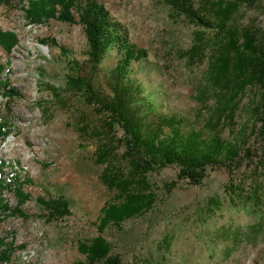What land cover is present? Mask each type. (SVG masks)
<instances>
[{"label":"rangeland","instance_id":"374dc122","mask_svg":"<svg viewBox=\"0 0 264 264\" xmlns=\"http://www.w3.org/2000/svg\"><path fill=\"white\" fill-rule=\"evenodd\" d=\"M97 1L127 28L133 42L148 51L143 61L133 64L131 75L163 112L193 119L203 102L214 103L224 85L212 82L208 74L216 48L214 29L172 17L161 0ZM218 1L210 0L206 7L217 11ZM237 18L264 32V0L242 7ZM0 27L19 37L11 52L0 46V62L8 67L12 88L0 90V121L9 122L7 131H0V164L5 163L6 171L20 167L22 177L31 180L23 186L31 196L21 205L23 214L0 213V264H72L85 259L77 241L98 233L95 222L100 209L114 195L101 181L104 165L95 161L96 145L85 143L78 131V108H89L77 98L61 106L47 87L63 90L65 86L68 69L59 46L70 49L69 58L82 59L86 36L79 23L56 18L30 23L20 7L6 5H0ZM42 38L56 44L47 45ZM199 38L209 44L206 57L191 62L185 51ZM115 63L113 52L102 65L108 70ZM254 95L249 88L240 94L224 136L246 129L245 147L255 156L242 159L232 170L225 166L209 169L201 185L179 179L175 165L153 173V207L125 221L121 229L110 226L105 231L124 261L264 264V167L256 164L262 140L251 110ZM172 180L177 185L168 191L165 185ZM47 193L66 195L72 213L47 221L36 203L37 196L47 197ZM3 198L11 209L17 205L11 188L4 190ZM166 236L169 249L162 245Z\"/></svg>","mask_w":264,"mask_h":264},{"label":"trees","instance_id":"16d2710c","mask_svg":"<svg viewBox=\"0 0 264 264\" xmlns=\"http://www.w3.org/2000/svg\"><path fill=\"white\" fill-rule=\"evenodd\" d=\"M161 1L169 6L172 17L216 31L213 40L216 48L208 74L212 82L224 85L214 103L208 106L203 102L193 119L163 112L154 98L146 94L142 84L132 77L133 64L143 61L148 51L131 40L127 28L99 1L0 0V5L20 7L30 23L51 18L79 23L86 36L87 48L82 59L69 58L70 49L59 46L68 69L65 86L63 90L49 84L47 87L61 106H68L71 99L77 98L89 108L77 107L78 131L85 143L96 145L95 161L104 165L101 181L114 195L100 209L95 222L98 233L77 241L85 259L72 264H131L114 252L105 231L110 226L121 229L125 221L153 207L156 200L153 173L175 165L179 168V179L201 185L209 169L225 166L232 170L241 165L242 159L255 156L245 147L248 143L246 129L231 137L224 136L226 122L234 116L240 94L248 88L255 92L251 110L259 123L258 135L262 140L256 164L264 167V32H260L256 24L243 25L237 18L242 7L253 5L254 0H219L217 11L206 7L210 0ZM41 42L56 44L53 39L42 38ZM18 43L17 33L0 27L3 49L11 52ZM208 47L209 44L199 38L185 55L191 62L204 60ZM113 52L116 63L106 70L102 63ZM7 71L8 67L0 62L2 91L12 89ZM8 123L0 121L1 132L7 131ZM4 167L5 163L0 164V213L23 214L21 205L31 197L23 186L31 180L22 177L20 167H11L10 171ZM176 185L172 180L165 186L171 191ZM7 188L13 189L17 198V205L12 209L3 198ZM47 194V197H36L47 221L72 213V202L66 195ZM162 245L169 249L170 238L164 237ZM137 264L160 262L144 258Z\"/></svg>","mask_w":264,"mask_h":264}]
</instances>
